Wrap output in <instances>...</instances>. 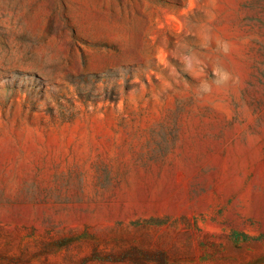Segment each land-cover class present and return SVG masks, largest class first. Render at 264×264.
Segmentation results:
<instances>
[{
  "label": "rangeland",
  "instance_id": "374dc122",
  "mask_svg": "<svg viewBox=\"0 0 264 264\" xmlns=\"http://www.w3.org/2000/svg\"><path fill=\"white\" fill-rule=\"evenodd\" d=\"M0 264H264V0H0Z\"/></svg>",
  "mask_w": 264,
  "mask_h": 264
}]
</instances>
